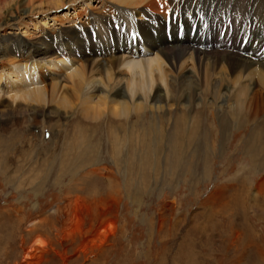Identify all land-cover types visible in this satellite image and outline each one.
<instances>
[{
    "label": "bare ground",
    "instance_id": "obj_1",
    "mask_svg": "<svg viewBox=\"0 0 264 264\" xmlns=\"http://www.w3.org/2000/svg\"><path fill=\"white\" fill-rule=\"evenodd\" d=\"M263 55L256 0H0V125L39 120V139L70 137L73 169L93 173L105 142L128 174L192 170L252 125L240 152L253 162Z\"/></svg>",
    "mask_w": 264,
    "mask_h": 264
},
{
    "label": "rangeland",
    "instance_id": "obj_2",
    "mask_svg": "<svg viewBox=\"0 0 264 264\" xmlns=\"http://www.w3.org/2000/svg\"><path fill=\"white\" fill-rule=\"evenodd\" d=\"M30 124L0 125V264H264V158L241 155L252 125L192 170L128 174L105 142L100 171L73 169L70 137Z\"/></svg>",
    "mask_w": 264,
    "mask_h": 264
}]
</instances>
